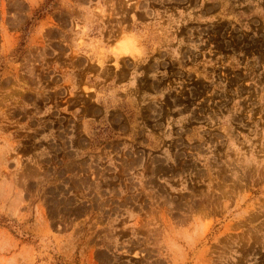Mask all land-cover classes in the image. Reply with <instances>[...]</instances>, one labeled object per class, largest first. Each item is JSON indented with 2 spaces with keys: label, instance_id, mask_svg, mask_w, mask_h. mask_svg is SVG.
I'll return each mask as SVG.
<instances>
[{
  "label": "rangeland",
  "instance_id": "1",
  "mask_svg": "<svg viewBox=\"0 0 264 264\" xmlns=\"http://www.w3.org/2000/svg\"><path fill=\"white\" fill-rule=\"evenodd\" d=\"M0 264H264V0H0Z\"/></svg>",
  "mask_w": 264,
  "mask_h": 264
}]
</instances>
